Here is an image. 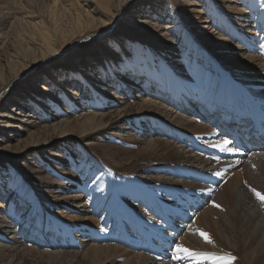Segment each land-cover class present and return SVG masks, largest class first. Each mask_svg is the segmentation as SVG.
I'll return each instance as SVG.
<instances>
[{"label": "bare ground", "instance_id": "1", "mask_svg": "<svg viewBox=\"0 0 264 264\" xmlns=\"http://www.w3.org/2000/svg\"><path fill=\"white\" fill-rule=\"evenodd\" d=\"M13 1L14 4L17 2ZM135 1L47 0L48 5L43 13L38 10L27 11V8L32 9L29 0H19L22 5L20 10L16 5L8 7L6 18H16L11 24L15 30L13 35L16 41H13L19 45L17 50L26 52L27 48H31L34 59L24 66L17 63V67L6 70L7 75L1 69L0 90L5 89L3 94L18 79L30 74L38 66L49 64L54 57L65 54L73 45L103 35L105 47L99 48L98 57L90 55L85 59L81 65L83 71L77 70L79 75L65 66H59L53 73L36 76V82L40 81L38 88L45 94L26 91L22 95L37 98L36 102L33 100L31 103L34 111L39 113V119H49L44 115L49 109L64 111L59 106L61 101L66 104L73 102L74 106L71 107L74 109L87 101L88 105L92 104L90 107L98 104L99 114L103 117L106 114L110 122L100 121L94 113L82 122L65 120L51 126L34 125L32 131L15 125L19 134L30 132L27 138L36 141L33 147L26 149V165L22 171L16 172L12 166L0 169V199L4 201L0 207L5 210L4 217L12 211L17 213L16 218L19 220L13 219L12 223L17 222L19 227H23V233L30 232L31 236L38 239L26 240L25 235H20L22 232L18 231V227L10 225L14 228L11 231L14 233L13 240L3 246L0 244V264H21L23 261L29 264H205L199 261L202 259L199 256L177 253L176 245L173 244L177 234L162 235L149 231L147 222L141 216H134L132 208L157 215L164 223L181 230L180 234L184 232L179 243L191 251H223L224 247L217 240L230 239L231 233L237 236L236 230L240 238L244 239L251 256L257 250L254 232L258 239L260 231H264V204L259 202L261 200L251 189L255 188L259 192L261 188L264 189V150L247 157L241 154V157L235 156L236 151L225 150L232 148L231 142L223 147L216 145H222L225 140L230 141L223 133L222 124L218 123L220 117L233 128L236 125L230 124L232 120H240L241 127H244L245 124H253L256 114V119L261 118L260 126H264V0H184L193 7L189 11L192 22L183 18L179 14L181 10L174 8L169 0L150 1L140 9H135L139 19L134 18V22L128 14L132 13L130 10L136 4ZM102 8L112 12V19H108L113 25L110 28L112 31L100 30L107 23L104 16L101 17ZM20 13L21 18L18 16ZM140 15H149L158 22L143 23ZM123 16H129L127 20L135 24L141 34L154 37L152 42L147 44L132 40L131 43L125 36L116 35L114 29ZM4 35L0 30V37ZM129 55H132V59ZM15 59L10 60L14 62ZM106 69L109 71L107 75L104 74ZM97 72L102 74L101 82L110 80L107 86L113 89L111 93L105 94L101 88L91 93L87 88L83 94H73L70 85L78 82L76 76L86 81V78L92 79V75ZM52 87L59 90L56 96L63 97L61 101L53 97L54 93L45 92ZM135 89L147 93L146 97L128 104L129 98H134ZM117 92L124 96L116 95ZM135 96L140 97V94ZM20 99H23L22 96L15 97L7 105H19L22 103ZM111 107L116 108L109 113H102L104 108ZM222 108L228 113L226 117L220 115ZM3 110L0 112L3 113ZM54 114L53 119L56 116ZM205 122L209 125H205ZM122 123L126 125L122 127ZM129 123L136 127L133 131L138 130L143 136L147 132H156L158 128L162 129L161 135L167 133L168 136L157 138L156 141L130 137L120 147L116 159L109 153L101 152L99 155L95 152L108 144L107 130H126ZM9 126L8 121L1 125L5 130ZM66 126L80 129L79 135L89 132L92 145L79 146L77 150L80 143L72 142L78 140L76 134H65L70 131L49 140L51 134ZM150 128L154 129L151 131ZM8 133H2L6 140L10 136ZM262 133L257 131L256 134ZM175 134H179L182 140ZM43 135L49 138V141L44 140L49 146L61 141L58 146H66L67 149L74 145L70 142L75 143L74 153L68 154L67 150L64 154L58 151L57 156L44 153L45 146H40L39 142ZM189 135L194 136L193 143L184 141L190 140ZM202 135L208 141L201 139ZM57 137L59 139L56 141ZM169 137H172L173 143ZM176 143H182L183 146ZM182 147L192 152L198 147L203 149L194 154ZM16 148L9 145L0 148V151L8 153L11 149L10 154L15 156L19 154ZM212 151L213 154H210ZM26 154L28 157L33 155L34 160ZM44 154V158L53 159L54 164L44 163ZM184 163L190 165L185 166ZM106 171L113 175L112 189L116 190L118 200L125 201V195L129 193L132 196L130 188H125V192L121 189L123 176L133 178L137 184L145 182L159 185L162 192L155 198L139 197L134 204L126 200V205L117 206L118 202H114L112 208L108 192L101 194L98 188L91 186L95 178ZM148 171L155 173L154 177H144L143 173ZM36 173L38 177L34 178L45 180L40 182L42 186L36 187L37 190L33 185L27 186L25 179ZM215 184L217 187H214ZM77 189L84 191V200L82 195L73 193L61 196L62 193ZM241 189L243 193L239 195ZM85 194L89 196L88 199ZM35 196H39L40 204L36 202ZM93 196L97 204L90 201ZM70 197L77 203L73 207L65 204V207L81 212L80 216L70 215L65 210L56 211L42 202L45 200L47 204L54 203L57 206L58 202L68 201ZM236 197L243 198L239 204L233 201ZM213 201L221 207H214ZM225 205H229L230 210ZM194 207H198L199 211ZM110 220V225L100 231L99 225ZM5 221L0 219V222ZM198 230L208 233L213 242L205 241ZM5 232L0 228V236L3 237ZM77 233L82 235L78 238ZM191 244L200 247H192ZM43 246L47 250L40 251ZM164 246H170L171 249L162 255ZM82 247H87L86 251L79 250ZM177 255L180 259L174 258ZM229 262L239 264L235 259Z\"/></svg>", "mask_w": 264, "mask_h": 264}, {"label": "rangeland", "instance_id": "2", "mask_svg": "<svg viewBox=\"0 0 264 264\" xmlns=\"http://www.w3.org/2000/svg\"><path fill=\"white\" fill-rule=\"evenodd\" d=\"M121 1L123 2L124 0H119V2H121ZM150 1L162 2L163 0H136L135 1L136 4L134 6H132V9L130 10V11H132V13L128 14V15L130 17H132V19H134V18L136 19L138 17V14H137V11H135V9H138V8L140 9L141 7L145 6V4L149 3ZM169 1L174 6V8L178 7V10H181V11H179V14L183 18H185L186 20H189V22L190 21L192 22L193 17H192V15L189 14V11L192 10V8H193L191 5H187L184 0H169ZM13 2H14L13 0H0V30H2L4 32V34L6 35V36L4 35L5 37L4 36L0 37V71L2 69V73L4 75L8 74L9 68L17 67L18 66V65H16L17 63H20L21 66H24L26 64V62H31L34 59L33 52H32L33 50L31 48L29 50L27 48L26 52L23 51V50L19 51V50H17V48H19V45L18 44H16L17 46L15 45V43H16L15 41L16 40L14 39L15 37L13 35L15 30H14L13 24H11V22L14 19H16V18L7 19L6 15L8 13V7H11V6L16 7L17 6L16 8H18L20 10L22 5L19 2V0H17V2H16L17 4L16 3L14 4ZM29 3H30V5L32 4L31 5L32 9L31 8H27L28 9L27 11H29V9H30V11L31 10H38V11H41L42 13L45 11V9H46V7L48 5L47 0H31V1L29 0ZM9 4H11V5H9ZM152 4H154V3H152ZM18 9H17V11H18ZM101 10H102L101 17L103 18V16H104V18L106 19L107 23L105 24L106 26L103 27L100 30L105 31V30L110 29L113 26L109 22L112 19V15H111L112 12H108L107 9H103V8ZM18 16L21 18L22 17L21 13ZM129 16H127L126 18L123 16V18L120 19V22L118 21L117 27L114 29L115 34L116 35L125 36L127 39L131 40L130 41L131 43H132V40H133V41H136V42L140 41L139 43H143L144 42V43L150 44L152 42V40L154 39V37L150 38L147 35L141 34V30H139V28L136 27L135 24H133V23H131V22H129L127 20V19H129L128 18ZM140 17H141L142 21L144 20L143 23L156 24L158 22V20H155L154 17H151L149 15L148 16L140 15ZM108 19H110V20H108ZM135 19L133 20L134 22H135ZM138 19H139V17H138ZM113 20H115V18ZM110 30L112 31V29H110ZM102 37H103V35H99V36L93 37L91 39L89 38L86 42L84 40V41L80 42L79 44L73 45L72 48H70L65 54L58 55V56L54 57L52 59V61H50L49 64H43L41 66H38V67L35 68L36 70L34 69V71L31 72L30 74L28 73L24 77L18 79L16 84L8 92H6L5 94H3V91H5V89H1L0 90V111L2 109H5V110H3L4 112L3 113L0 112V114H4V113L6 114V116H0V130H1L0 131V139H2L1 142H0V148H6V147H9V145L12 148H16V147L23 148V149L16 148V150H18L17 153H19V154L15 155V156L14 155L12 156L10 154V152H12L11 149H10V151H8V153L6 151L5 152L4 151H0V169L12 166V167L15 168L16 172L22 171L23 170L22 168L25 167L24 165H26V163H25L26 159H25V155H24L25 152L27 151L26 149H30L31 147H33L34 141H36V139H28L27 138L29 136L28 134L30 132L26 133L25 131L23 132V130H22L21 132H23V133L19 134L17 132L18 130H17L15 125H20V127H22V129H30L32 131V130L35 129L34 128L35 126H40V127H44L45 125L51 126V125H53V124H55V123H57L59 121L63 122L65 120L66 121H76V120H78V121L82 122L84 119H86L88 117V115H92L94 113H96V118H98L100 121L102 120L104 122H108V123L110 122L106 114H104V117L102 116V114H99V113H101V111H100V108H99L98 104H95L93 107H90V106H92V104L88 105L87 101H86L83 104H81L78 108L74 109L73 107H71V105L74 106L73 102H71V104H66V103L62 102L61 99H63V97H60V95L56 96V94L59 93V90L56 89L57 87H52L50 89V91H48L46 89L45 92L54 93L55 96H53V97H57L55 99L56 100L58 99V101H61L59 103L60 104L59 106L64 111L60 110L59 112H55L54 110H50L49 109L44 114L49 119H39L38 118L39 113H36L37 110L34 111V109L32 108L33 104L31 103V101H33V100H34V102H36L37 98L33 97V96L25 97L24 95H22V94L26 93V91H27V93H29V91L30 92L33 91L36 94H45L43 90L41 91L38 88V85L40 84V81H38V83H37L36 79H35V78H37L36 76L38 74L43 76V75H47V74L53 73V72H55V69H57L59 66L60 67L61 66H65L68 69L73 70L74 72L76 71V73H77V70H79V69L81 71H83V68H81L82 67L81 65H83V62L85 61V59L88 56H90V55L91 56L97 55L99 48L100 47H103V48L105 47V44L103 42V38ZM206 37H208V36H206ZM13 39L15 41H13ZM2 40H3V42H2ZM142 46H144V44H142ZM146 46L147 45H145V47ZM19 53L21 54V57H20ZM25 56H28V58H26ZM31 56H32V58H31ZM17 57H18L19 60L15 59ZM96 57H98V55ZM13 58L15 59L14 62H13V60H10V59H13ZM24 58H26V59H24ZM129 58L132 59V55H129ZM26 60H28V61H26ZM14 63H15V65H14ZM32 65H35V63L32 64ZM3 68L4 69L6 68V69L4 70ZM6 70H8V71H6ZM104 74L105 75L109 74L108 69H106L104 71ZM77 75H79V74L77 73ZM101 75L102 74L100 72H97L96 75H92L93 76L92 79L86 78L85 79L86 81H82V79L80 77L76 76L78 82L76 84H74V85H70V87L73 89V94H75V92H76V95H78L79 93L83 94V92L87 88H88L87 90H90L91 93L93 92V90H97L99 88H101L100 90H102V92L105 93V94H107L109 92L111 93L113 89H110L107 86V83H109L110 80H108L107 83H106V79H104L105 82L104 81L101 82L100 81V80H102L101 79ZM0 78H1V76H0ZM9 80H11V78ZM73 81H75V79H73ZM79 82H81V83H79ZM75 87H77V88H75ZM120 94L121 93H119V92L116 93V95H120ZM136 94H137V96H138V94H140V97H136L135 96ZM146 94L147 93L140 92L139 89H135L133 91V95H134L133 97L134 98H132V96H131L129 98L128 104H132V102H135V101L137 102V101L141 100L143 97L145 98ZM18 96H22V98H23V99H20V102H22L21 104H19V105L11 104V106L7 105L9 103V101L14 100L15 97H18ZM88 96L92 97V95H90V94ZM112 96L115 97L117 100H119V98L117 96H115V94H112ZM120 96H124V95H120ZM128 97H129V94H128ZM125 98H127V96H125ZM27 100H29V101H27ZM162 100H164V99H162ZM74 102H75V100H74ZM76 102H79V101H76ZM169 102H172V100L171 101L169 100ZM10 108H11V110H9ZM115 108L116 107H111V108H108V109L104 108V111H102V113L103 112L104 113H109V112L113 111ZM39 109L40 108H38V110ZM176 109L177 108H175V110ZM194 109H196V108H194ZM5 111H7V112H5ZM8 112H10V114ZM182 112H183V110H182ZM53 113H55L54 115H56L54 119H53V116H52ZM29 115H32V117L29 116ZM11 117H13V118H11ZM5 121H8V123H10V126L7 127L6 130L3 129V127H1V125L3 126V123ZM207 124L209 125L208 122H205V125H207ZM124 125H126V124L122 123V127ZM127 126H128V129H126V130H123V129L122 130H120V129L119 130H116V129L107 130L106 131L107 132L106 135L108 137V139H107V143L108 144L104 148L98 149L95 152L97 154H99V155H100L101 152H106V153H109L112 156L113 159H116L117 156L120 154V147L123 146L125 141L127 139H129L130 137L136 138V139H138V138L146 139L147 141L148 140L156 141L157 138L163 139L165 137V135L168 136L167 133L165 135H164V133H162L163 135H161L160 134V130H162V129H160V128H158L156 132L152 131V129H154V128H150L152 132H147L146 135L143 136L142 134L139 133L138 130L137 131H133V128H136V127L135 126L133 127L131 123H129V125H127ZM127 126H125V127L127 128ZM59 130H57L56 133L51 134V136L49 137L50 139L47 138V135L46 136L43 135L44 137L39 139L40 146H43V147L45 146V148L43 149L44 153H49L51 156H57L56 153L58 151H59L60 154H64L66 150L68 151L67 152L68 154L69 153L70 154L74 153L73 149L76 147L75 143H71L70 142V144H74V145L69 146L68 147L69 149L68 148L65 149L66 146H64V148H62L60 145L58 146V144H59L58 142H61V141H57V139H59L60 136L56 138L57 142L52 143L51 146H49V144H45L44 143V140L47 139V141H49V140L52 141V139L55 138V136H57L58 134H61V133H65L66 131H70V132H67L65 134H73V133L76 134V137L78 138V140L74 139V140H72V142L75 141L77 143L78 142L80 143V144H78L77 150L80 149L79 146H82V147L84 146L85 147V146L92 145L90 143L93 142V140L89 139V137H88L89 136V132L86 135H83V134L79 135L78 133L80 132V129H78L77 127H73V126H66L64 128H60ZM6 131L9 132L8 135H10L7 140H6L5 137H3V134H2L4 132H6ZM164 132H166V131H164ZM132 133H133V136H132ZM190 134L193 135V132H191ZM77 135H79V136H77ZM192 135H189L190 136V140L192 138L194 139V136H192ZM175 137H178V138L181 139V136L179 134H175ZM205 137L206 136L202 135L201 139L207 140ZM23 138H24V140H22ZM185 138H187V137H185ZM195 138L197 139V136ZM168 139L172 143L174 142L172 137H169ZM184 141L189 142L186 139ZM176 144L178 146H183L182 143H176ZM182 148L187 149L189 153H194L195 154V152H197V151H193L192 152L190 149L185 148V147H182ZM213 149H215V148H213ZM26 156H27V154H26ZM44 157H45V154L42 156V159ZM28 158H30L31 160H34V156L33 155H29ZM44 163L54 164V161L51 158H49V159H45L44 158ZM184 165L185 166L186 165L189 166L190 164L189 163H184ZM38 166H39V168L41 167L40 165H38ZM112 168H113V170L115 172H118V171L115 170L114 167H112ZM51 175H53V174L51 173ZM154 175H155V173L150 172V171L143 173L144 177H146V176L147 177H154ZM34 177H38V174L36 173L35 176H33L31 178H25V179H27L26 184H27V186L33 185L34 189L37 190L36 187H38V188L41 187L43 181H45V180H42L40 178H34ZM173 177H174V175H173ZM173 177H171V178H173ZM161 179H163V176L161 177ZM122 180H123V182L121 183V189L124 191L125 188H130V192L132 190V196L130 195V193H129V195H125V199L128 202L132 201V204H134L139 197H144V198L153 197V198H155V197H158L160 195V193L162 192L160 186L156 185V184L149 185L148 183H145V182L142 183V184H137V183L133 182V178H130L128 176H123ZM40 182H42V183H40ZM35 183L38 184L39 186L38 185L35 186ZM113 184H114L113 183V175L106 171V172H104V175L100 174L99 176H97L95 178L94 182L91 184V186L96 188V189L98 188L99 192L101 191L100 192L101 194H107V192H108V195L111 197V201H109V202H112V208L114 206V202H118L117 206L126 205L128 203L126 200L125 201H121V200L117 199L116 190L112 189ZM136 186H138V187H136ZM245 186L248 187L247 185H245ZM84 187H85V184L82 186V188H84ZM250 188H252V187H250ZM102 191H103V193H102ZM263 191H264V189L261 188L260 192L262 193ZM72 193H73V195H82V199L84 200V198H83L84 191H82V190L78 191V189H77V191H73L72 190V192H69V193H62L61 196H64L65 194L66 195L67 194L68 195H70V194L72 195ZM240 193H243L242 189L239 192V195H241ZM35 198H36V202L40 204L41 200H40L39 196H35ZM71 198H73V197H70L69 199H67L68 201L64 200L62 203L58 202L57 206L54 203L47 204L45 200H43L42 202L45 203L46 205H48L49 208L54 209L56 211L57 210L58 211L65 210L68 213H70V215H78V216H80L82 214L81 212L73 211V210L65 207V204H68L67 205L68 207H71V206L73 207V205H75L77 203L76 201H72ZM86 198L88 199L89 196L86 195ZM242 199L243 198H240V197L237 198L236 197L235 199H233V201H234V203L239 204ZM90 201H92L94 204H97V200H96L95 196L91 197ZM2 202H4L3 199H0V203H2ZM259 202L261 204H264V202H262V201H259ZM239 207H240V205H238V208ZM225 208L227 210H230V206L229 205H225ZM132 211H133L134 216H138V217L141 216L147 222V229L149 231H151V232H159L162 235L166 234L165 231H164L165 223H164V221L162 220L161 217H159L157 215H154V214H150V213H143L142 211H139L137 209L133 210V208H132ZM186 211H189V210H186ZM4 212H5V210L4 211L1 210V207H0V219L3 218V219L6 220L5 222H0V228H2V230L4 232L6 231L4 234H2V235H4L3 237L0 236V244H1V246H3L4 244H7V242L13 240L14 233H11V231L14 228L10 227V225H13L14 227L16 226V228L18 227L17 228L18 231L22 232V234H20V235L21 236L25 235L24 238L26 240L35 239V241H37L38 238H34L33 236H31L30 232L29 233H25L24 232L25 233L24 234L23 233V227H19L20 224H17V222H16V224L12 223L13 219L14 220H19L18 218H16V216H18L17 213L12 211L11 213H9V215L7 217L6 216L4 217ZM147 212H150V211L147 210ZM93 217L97 218L98 220H100V218L98 216L94 215ZM161 220H162V222H161ZM191 221H193V220H191ZM83 222H85V221H83ZM110 222H111V220L107 221L106 223L100 224L99 227H98L99 230L100 231L104 230L105 226L108 227L110 225L109 224ZM122 223H125V221L122 222ZM23 226H25V225H23ZM1 233H3V232H1ZM236 233H237V236L234 235L233 233H231L230 234V236H231L230 239L217 240L219 245H222L224 247L225 250H223V251H220V252L219 251H213V250L204 251V250H199V249H195V250H192V251L193 252H198V253L214 254V256H208V257L199 256V257L202 258L199 261H201V262L204 261L205 264H207V263L208 264H230V262L227 259L226 254H230L231 256H234L236 258L235 261L237 263H239V264H264V256L262 255L264 253V231H260V236H259L258 239L256 238V236H257L256 232H254V239L253 240H254V243H256L257 250L255 251V253L252 256H251L250 251L247 250L248 247H247L246 243L244 244V239L240 238V233L237 232V230H236ZM183 234H184V232L179 234V237L177 236L173 240L174 246L177 245V244H180L179 240L181 239ZM212 234H214V232ZM77 235H78L77 237L79 238V235H82V234L77 233ZM151 235H153V234H151ZM248 238H249V240H251L250 234L248 235ZM7 239H9V240H7ZM221 241H223V242H221ZM105 243L106 242H101V244H105ZM8 245H10V244L8 243ZM190 246H192V247H200V245H198V244H191ZM223 247H221V248H223ZM86 248L82 247V248H79V250L83 251ZM170 249H171V247H170ZM44 250H47V248H45L44 246L40 247V251H44ZM168 250H169V247L164 246V250L162 252V255H165L164 252H166ZM104 255H106V253H104ZM216 257H225V259L224 260H220V259H217ZM21 264H29V263H28V261H23Z\"/></svg>", "mask_w": 264, "mask_h": 264}, {"label": "snow or ice", "instance_id": "3", "mask_svg": "<svg viewBox=\"0 0 264 264\" xmlns=\"http://www.w3.org/2000/svg\"><path fill=\"white\" fill-rule=\"evenodd\" d=\"M230 141H223V144L222 145H216L217 147H223L224 145H227L229 144ZM227 151H238V149H232V148H227L225 149ZM216 175H220V173H216ZM253 191V193L256 195V197L261 200L262 202H264V194H262L261 192L257 191L255 188H252L251 189ZM213 206L214 207H221L219 204H217L215 201H213ZM200 235L205 239V241L209 242V243H212L213 241L211 240L210 236L208 233L204 232L203 230H198ZM176 251L177 253H180V252H183L185 255H188V256H203V257H208V256H214V254H209V253H198V252H193L191 251L190 249L186 248V247H183L182 245L180 244H177L176 245ZM227 256V259L228 261H231V260H234L236 259L234 256H231L230 254H226ZM175 259H180V256L177 255L174 257ZM217 259H220V260H224L225 257H216Z\"/></svg>", "mask_w": 264, "mask_h": 264}]
</instances>
